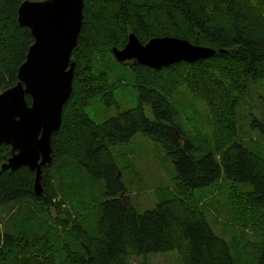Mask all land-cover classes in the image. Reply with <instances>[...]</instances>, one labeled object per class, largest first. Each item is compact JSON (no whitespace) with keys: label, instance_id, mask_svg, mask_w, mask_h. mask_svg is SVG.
<instances>
[{"label":"trees","instance_id":"1","mask_svg":"<svg viewBox=\"0 0 264 264\" xmlns=\"http://www.w3.org/2000/svg\"><path fill=\"white\" fill-rule=\"evenodd\" d=\"M23 1L0 0V90L17 82L34 41L18 20ZM130 33L144 44L180 37L216 53L160 69L120 62L113 48H123ZM72 59L73 92L52 137L53 161L43 168L44 193H35L28 166L0 167V264H148L131 258L172 250L179 264H264V144L238 138L244 97L253 84L264 89V0H85ZM129 72L139 104L103 122L92 119L96 101L118 105ZM184 89L209 106L208 144L177 123L173 99ZM250 126L264 135L254 112ZM138 132L174 165L173 185L157 189V205L144 211L132 203L114 152ZM10 155L2 145L0 165ZM221 192L230 239L228 227L218 234L210 221Z\"/></svg>","mask_w":264,"mask_h":264},{"label":"water","instance_id":"2","mask_svg":"<svg viewBox=\"0 0 264 264\" xmlns=\"http://www.w3.org/2000/svg\"><path fill=\"white\" fill-rule=\"evenodd\" d=\"M85 0H24L18 20L34 41L18 69L17 82L0 90V150L11 147L3 169L28 166L35 171L34 191L42 195L43 167L53 161V134L63 124L64 106L73 92ZM120 62L160 69L181 61L208 58L216 50L180 37H155L142 43L134 33L123 48H113ZM31 97V102L27 97Z\"/></svg>","mask_w":264,"mask_h":264},{"label":"rangeland","instance_id":"3","mask_svg":"<svg viewBox=\"0 0 264 264\" xmlns=\"http://www.w3.org/2000/svg\"><path fill=\"white\" fill-rule=\"evenodd\" d=\"M122 82L123 85L116 92L118 105L114 104L108 107L102 104L100 100L96 101L88 109L92 119L97 122H103L110 117L116 116L120 111L132 109L139 104L138 89L134 87L132 73L129 72L123 76ZM258 91L259 96L256 94ZM262 93H264V89L260 85L257 87L256 84H253L251 91L244 97L243 104L238 110V126L240 130L238 138L246 144L257 139L261 140L264 144V135L257 128L254 129L250 126L251 112H254L255 116L264 122V96ZM193 99L187 89L182 90L173 99L174 104L179 107L177 123L182 127L186 135L195 138L197 141L200 140L204 144H208L207 137L213 139L209 106L205 101L197 99H194V101ZM144 109L148 117H155L149 103H144ZM114 152L123 170L125 185L129 191L132 203L140 211L155 207L158 203L157 189L171 187L174 182V165L164 150L157 143L146 138L141 132H138L130 141L116 145ZM223 176H225L224 173ZM225 192H221L216 196L220 198V202H217L211 208L210 221L213 224V229L218 234L225 227H228L229 233L227 237L230 239L232 237L231 233H234L233 224L228 218L227 211L224 208L223 210L219 209V206L224 201ZM13 211L15 210L13 209ZM51 213L54 217L58 216L56 208L53 206ZM6 214L7 211L3 210L2 215L5 216ZM131 259L134 262L146 260L148 264H179L177 250L153 253L146 257H134Z\"/></svg>","mask_w":264,"mask_h":264},{"label":"bare ground","instance_id":"4","mask_svg":"<svg viewBox=\"0 0 264 264\" xmlns=\"http://www.w3.org/2000/svg\"><path fill=\"white\" fill-rule=\"evenodd\" d=\"M137 83V82H136ZM179 125V124H178ZM44 168V167H43ZM34 186H35V184H34ZM44 193V192H43Z\"/></svg>","mask_w":264,"mask_h":264}]
</instances>
